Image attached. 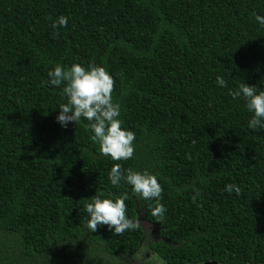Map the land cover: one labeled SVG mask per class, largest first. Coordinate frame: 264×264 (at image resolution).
<instances>
[{
    "label": "trees",
    "instance_id": "obj_1",
    "mask_svg": "<svg viewBox=\"0 0 264 264\" xmlns=\"http://www.w3.org/2000/svg\"><path fill=\"white\" fill-rule=\"evenodd\" d=\"M253 14L264 0H0V264H264V130L229 95L264 89ZM73 63L112 76L132 159L101 155L87 121L55 122L67 100L47 72ZM114 163L157 177L162 219L109 183ZM125 193L139 227L91 232L86 199Z\"/></svg>",
    "mask_w": 264,
    "mask_h": 264
},
{
    "label": "clouds",
    "instance_id": "obj_2",
    "mask_svg": "<svg viewBox=\"0 0 264 264\" xmlns=\"http://www.w3.org/2000/svg\"><path fill=\"white\" fill-rule=\"evenodd\" d=\"M255 22L264 27V16L253 14ZM68 18L57 16L51 24L54 31L67 26ZM47 85L60 87L61 95L67 102L59 105L55 122L62 128L69 123L87 121L90 130L89 139L99 145V153L112 161H127L134 156L135 134L122 127L120 105L113 100V78L103 67L89 64L87 67L73 63L70 67L56 64L47 72ZM215 83L218 87H226L223 77L217 75ZM62 86V87H61ZM233 99H242L244 107L251 113L247 122L249 130H264V89L256 91L254 86L242 83L235 91H229ZM109 183L116 187L121 182L130 186L131 193L143 201H152L151 215L162 219L166 208L160 203L162 188L157 177L147 170H121L120 163H114L107 173ZM228 194L239 193L234 184H225ZM198 196L199 193L197 192ZM128 195L116 198H101L94 195L84 205L88 219L86 227L96 232L98 227H106L114 236L126 230H136L139 221L126 214L125 200ZM195 199V196L193 197Z\"/></svg>",
    "mask_w": 264,
    "mask_h": 264
},
{
    "label": "water",
    "instance_id": "obj_3",
    "mask_svg": "<svg viewBox=\"0 0 264 264\" xmlns=\"http://www.w3.org/2000/svg\"><path fill=\"white\" fill-rule=\"evenodd\" d=\"M207 264H215V263H207Z\"/></svg>",
    "mask_w": 264,
    "mask_h": 264
},
{
    "label": "rangeland",
    "instance_id": "obj_4",
    "mask_svg": "<svg viewBox=\"0 0 264 264\" xmlns=\"http://www.w3.org/2000/svg\"><path fill=\"white\" fill-rule=\"evenodd\" d=\"M140 256V255H139Z\"/></svg>",
    "mask_w": 264,
    "mask_h": 264
}]
</instances>
